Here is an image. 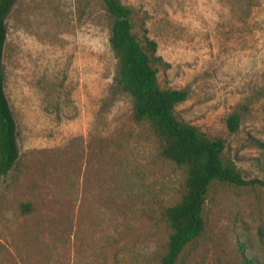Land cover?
<instances>
[{"label":"rangeland","instance_id":"obj_1","mask_svg":"<svg viewBox=\"0 0 264 264\" xmlns=\"http://www.w3.org/2000/svg\"><path fill=\"white\" fill-rule=\"evenodd\" d=\"M119 2L167 64L159 87L186 92L175 116L220 138L243 178L264 181V148L252 143L264 142V0ZM4 22L19 156L0 175V264H157L169 231L161 212L179 199L184 171L131 117L101 0H15ZM202 218L174 264H264L261 184L213 183Z\"/></svg>","mask_w":264,"mask_h":264},{"label":"trees","instance_id":"obj_2","mask_svg":"<svg viewBox=\"0 0 264 264\" xmlns=\"http://www.w3.org/2000/svg\"><path fill=\"white\" fill-rule=\"evenodd\" d=\"M15 0H0V175L16 165L19 152L16 126L3 90L2 53L6 34L5 16ZM110 19L109 48L117 66L116 84L130 99L131 117L145 121L159 145V155L184 171L183 190L179 199L167 205L161 217L168 228L165 249L157 264H174L183 246L197 237L204 228L202 208L209 187L217 183L247 185L264 181L241 176L232 159L222 155L223 143L196 126L175 116L173 107L182 101L183 89L160 88L156 72L164 63L156 54V43L141 26V35L132 32L131 8L119 0H101ZM239 115L232 111L225 117V127L235 131ZM264 148V142L252 139ZM19 210L30 211L29 202H20ZM241 264H255L242 256Z\"/></svg>","mask_w":264,"mask_h":264}]
</instances>
